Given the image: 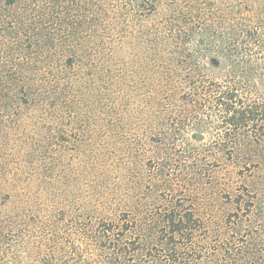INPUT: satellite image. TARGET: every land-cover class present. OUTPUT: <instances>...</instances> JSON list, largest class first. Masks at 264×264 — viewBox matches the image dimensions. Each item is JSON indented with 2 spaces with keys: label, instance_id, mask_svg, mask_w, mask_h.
<instances>
[{
  "label": "trees",
  "instance_id": "obj_1",
  "mask_svg": "<svg viewBox=\"0 0 264 264\" xmlns=\"http://www.w3.org/2000/svg\"><path fill=\"white\" fill-rule=\"evenodd\" d=\"M218 1L65 0L58 7V74L41 79L32 71L12 81L10 99L49 117L35 135L45 132L53 154L65 145L69 117L89 120L77 109L79 98H90L97 126L90 156L98 166L94 178L85 173L78 182L99 183L98 207L87 208L86 199L68 217L73 198H62L61 178L4 176L3 207L14 212L0 225L16 220L24 235L26 226L38 227L54 244L76 235L85 247L70 256L80 264H264V225L253 219L254 198H245V191L254 197L250 187L216 177L223 167L239 177L260 166L264 0ZM156 161L143 184L147 162ZM34 182L47 197L31 190Z\"/></svg>",
  "mask_w": 264,
  "mask_h": 264
},
{
  "label": "rangeland",
  "instance_id": "obj_2",
  "mask_svg": "<svg viewBox=\"0 0 264 264\" xmlns=\"http://www.w3.org/2000/svg\"><path fill=\"white\" fill-rule=\"evenodd\" d=\"M218 2L222 3V0ZM66 4L65 0L58 4L57 0H0V177L19 176L35 179L47 174L59 180V183L61 178L59 191L62 198H73L72 202L65 203L64 206L66 216L69 217L76 216L79 210L83 209L86 199H89L87 208L94 210L98 207L95 196L99 192V183L93 180L97 172L95 167L98 165L95 163V157L90 156V150L97 143L95 116L88 107L91 100L86 97L79 98L77 111L80 115L89 116V120L82 118L73 121V116L69 117L71 123L68 125V141H62L65 145H56L51 154L47 151L49 143L44 139L45 132L35 135L42 126L46 131L49 117L44 112H36L30 106H21L18 100L10 99L15 90L10 88L12 81L25 78L32 74V71L41 79H51L58 74L64 59L54 54V45L59 47L55 42L59 41L61 36L60 31H55V25L59 22L57 11H61L58 7L63 8ZM27 26L28 33L25 32ZM217 59L223 62L222 58ZM204 62L208 60L205 59ZM258 87L264 92V80L259 81ZM72 126L73 130L70 129ZM77 127L84 132L76 134ZM74 137H77L80 143L73 145ZM208 138L205 136L204 142H207ZM254 155L257 156L256 160L260 166L251 165V173L245 170L243 176L236 177L229 173L228 167H223L216 177L221 183L233 182L239 186L250 187L254 197L245 191V198H254L253 219L261 226L264 225V146H257ZM157 166V161L147 162V170L144 172L147 180H143V184L149 183L148 178L155 175L153 172ZM85 173L89 177L93 176V182L81 186L78 181ZM152 183H155L154 178ZM29 186L31 190L36 189L43 193L42 197H47L48 192L37 189L35 182L34 186ZM17 188L21 191L24 189L23 186ZM157 193L160 194V191ZM6 196H0V218L4 216L9 219L14 207H3L9 200ZM205 208L201 207V212H205ZM4 221L5 219L0 225V264H80L79 255L70 256L81 253L85 247L78 236L56 240L54 244L45 237L38 236L43 232L38 227L26 226L24 235L16 225V220L13 224L9 222L11 225ZM85 262L86 259L81 264Z\"/></svg>",
  "mask_w": 264,
  "mask_h": 264
}]
</instances>
